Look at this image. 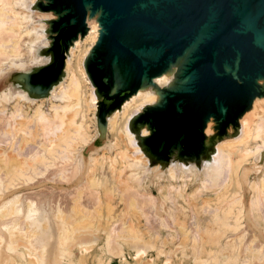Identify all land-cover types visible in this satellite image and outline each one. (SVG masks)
<instances>
[{
	"label": "bare ground",
	"instance_id": "1",
	"mask_svg": "<svg viewBox=\"0 0 264 264\" xmlns=\"http://www.w3.org/2000/svg\"><path fill=\"white\" fill-rule=\"evenodd\" d=\"M48 3L49 0H0V62L6 64L9 57L19 60L25 55L24 48H27L30 53L34 48L33 45L39 41L42 42V54L38 55L37 61L39 62L37 64L31 65L29 69L8 70L0 79L10 77L8 75L14 72H23L27 76L31 74V78H33L32 71L34 69H39L51 58L53 62L57 59L54 49L56 47L55 42L53 43V49L47 52L44 50L51 44V40L48 39L49 34L51 33V36H54L57 33L54 21L61 15L60 12L54 9H48ZM28 11L35 13L40 22L27 27ZM98 17L99 13L93 17L89 13L87 33L85 35L79 34L71 42L67 50L64 68L51 83L46 82L48 81V79L44 78L46 75L43 76L42 74V76L38 75L37 77L36 73L34 77L43 78V80L38 79L39 83L37 85L27 83V81H11L9 85L0 90L1 92L10 87L11 91H16L15 94L28 96L33 102L37 101L34 112L27 117H25L21 106L15 105V110L8 117L6 126L0 131V134L4 136L11 134L23 135V140L31 139V137L37 138V136L42 135L45 141L39 142L41 147H44L52 158L65 161L72 157L77 158L78 145L81 142L90 143L93 139L94 128L92 123H95V119L91 113L95 112L97 137L83 149V155L86 156L87 152L93 151L89 149L95 144L98 136L105 137L104 145L108 143L107 136H109L114 149L111 151L108 148H103V145L101 147L103 148L102 156H99V153L92 155L91 165L87 169V184L92 190L96 204L100 205L105 201L106 207L110 211H112L110 207L112 205L111 201L117 192L120 193L121 200L124 201L126 198L127 182L123 176L126 175V171L130 166L128 157L132 156L135 158L134 163L141 165L140 169L149 168L150 171L153 170L147 175L145 186L148 185V181L151 180L153 182L156 177H174L177 172H188L191 174L198 172L212 176V171L215 172L219 168L222 169L225 174L222 188L215 195L212 194L213 196L211 197L202 198V202L194 204L196 214L198 216L205 215L206 221L204 224L200 222L201 220L199 221L200 218L195 221L193 243L190 250L186 249L185 254L187 256L189 253L195 254L199 244L201 255L194 256L195 261L193 263L189 257L184 256V259L179 264H201L207 255H210L212 251L220 247L222 241L229 233L238 235L239 232H243L244 219L246 217L245 210L249 205L253 219L264 229V169L261 167L263 172L260 185L254 180L249 183L252 194L250 198L246 196L247 186L245 183L250 175L244 172L248 165L253 163L255 165L264 164V162H257L264 152V94L254 99L252 106L240 116L238 125L230 123L231 125L226 130H223L216 126V119L212 117L207 122L202 134L191 135V141L189 139L181 140L169 152L162 141L168 144L175 140L179 136L177 128L170 129L175 125L167 126L165 127L168 129L167 132H163L153 122L146 120L145 115L149 106L163 103L165 88H173L176 85L182 63L181 60L173 64L163 74L154 77L153 82L145 81L137 92L125 99L120 106L115 107V109L106 114L105 128L102 127L100 131L96 110H98V104H101L106 91L102 83H108L109 80L106 79V82L99 81L91 73L90 58L93 57L101 30ZM53 39L55 41V38ZM4 58H7V60H4ZM63 82L65 84L61 85ZM120 82V79L114 82L110 88L111 93L119 89ZM259 83L263 85L264 90V79H260ZM54 91L56 96H62L66 100L61 102L52 98ZM17 100L21 101L19 97ZM46 101H49L50 110L54 112L53 117L49 116L44 109ZM89 119L92 120V123L88 122ZM184 127L185 123L182 121L180 128L183 129ZM155 129L156 133L154 132ZM157 135L160 137V141L157 139ZM13 149L14 155L0 148L2 150L0 151V171L2 168L8 174V179L4 183L3 188L11 187L10 185H13V181L21 176V172L17 170L16 166L23 165L24 159H18L19 156H23L15 148ZM132 151L137 152L132 154ZM109 153H112V155ZM222 153L226 156L224 168H222ZM256 156L258 158L257 161L255 159ZM37 158L39 162H45L47 157L39 155ZM164 158H170L166 165H163L164 161H159ZM51 165L53 168L59 169L60 167H56L54 162ZM62 165L63 167L59 170L60 174L68 166L67 162ZM166 197L168 198L169 196ZM179 206L185 212L190 208L184 204ZM76 207L77 220L70 227L73 231V235H70V237H73L67 243L69 247L68 250L66 249V259L70 263L108 264V261H104L96 254V250H105V245L100 242V239L102 237L101 234H106V236L109 234V230L105 226L106 220L105 222L103 220V223L102 220H99V226H96L93 221H87L89 219L88 215L78 205ZM107 208H105V212L103 211L104 214H101L102 210H104V208H101L100 219L108 220L109 217H112L109 212L107 213ZM130 209H133V212L144 214L146 207L139 206L137 200L132 197L130 199ZM4 213L6 214V211ZM183 213L182 215L179 214V217L184 216ZM169 215L176 216L175 220L181 226L185 236L183 238H187L190 230L186 227V220L180 219L177 213L174 212ZM186 215L188 216V214H185V217ZM197 215H195V218ZM107 223L109 224V220ZM64 228L68 229V226ZM9 234L10 244L14 250L23 246L28 255L33 254L29 241L22 232L9 229ZM118 239L122 245H127L136 251L134 259L137 262L132 264L153 263V260H151L153 258L145 262L143 255L153 250L155 245L144 235V232L137 224H127L126 232L124 234L121 233ZM233 239L242 243L241 235L239 239ZM186 240L183 239L181 247L185 246ZM38 255L40 257V254ZM227 255L228 253H225L224 256ZM39 257L35 256L34 259L29 257V262L31 264H40ZM251 263L263 264L258 258H254Z\"/></svg>",
	"mask_w": 264,
	"mask_h": 264
},
{
	"label": "rangeland",
	"instance_id": "2",
	"mask_svg": "<svg viewBox=\"0 0 264 264\" xmlns=\"http://www.w3.org/2000/svg\"><path fill=\"white\" fill-rule=\"evenodd\" d=\"M27 19V27L40 22L38 16L30 11L27 13ZM53 38L54 36H51L50 33L48 39L51 40V44L44 48L45 52L53 49ZM41 43L42 42L39 41L33 45L34 48L30 53L27 48H24L23 51L25 55L22 56L23 58H19V60L14 57H9L8 60L4 58V60H7V63L3 64L0 62V77L8 70L29 69L31 65L37 64L39 62L37 61V57L42 54ZM53 63V59L51 58L46 64L39 68L41 70L37 68V70L34 69L32 71L33 78H31V74L26 77L23 72H15L10 77L1 78L0 90L9 85L11 81H19V77H25L27 83H34L37 85L39 80H43V78L34 77V74L44 69L48 71L51 70ZM54 74H47L44 78L46 80L48 79V81H45L51 83L53 79L56 78ZM65 82L61 85L65 84ZM55 91L51 96L52 98L61 102L66 100V98L62 96H56ZM15 92L16 91H11L10 87L0 92V131L5 128L8 117L15 110V105L21 106L25 117L30 116L34 112L35 103L37 101L33 102L28 96H19L15 94ZM18 97L21 101L17 100ZM111 104L112 102L107 100H102L101 104H98L96 116L100 125V131L102 127L105 128L106 125L102 109L112 108ZM44 109L49 116H54V112L50 110L49 101L45 102ZM91 115H93L95 119V123H92L91 119L88 120L89 123L93 124V139L90 143L81 142L78 145L79 152L76 154L77 158L72 157L65 161L52 158L51 155L47 153L46 149L41 147L40 143L45 141L42 135L37 136V138L31 137V139L28 138L23 140V135L11 134L9 136H4L0 134V148L3 149V151L6 150L9 153L11 152L10 154L12 155H14L13 148H15L18 153L23 156L21 157L18 155V159H24L23 165L16 166L17 170L21 172V176L13 181V185H10L11 187H6L7 190L3 188V186L8 179V174H6L2 168L0 171V264H31L29 262V257H33L34 259L35 256L39 257L38 254H40V264H89L84 262L70 263L66 259V249L68 250L69 247L67 243L73 237H70V235H73L72 228L70 227H72L77 220V205L88 215L89 219L87 221H93L96 226H99V220H102V223L103 220L104 222L106 220L105 226L109 230V234L108 236H106V234H101L102 237L100 239V242L105 245V250H96V254L104 261H108V264H132L137 262L134 259L136 251L129 248L127 245H122L118 239L121 233L124 234L126 232V225L130 223L137 224L144 232V235L155 245L153 250L143 255V260L145 262L153 258L151 259L153 260V263L151 262L152 264H167L170 262H173L172 264H179L185 256L189 257L193 263L195 257L201 255L200 245L198 244L195 254L189 253L190 255L188 254L187 256L185 251L186 249L190 250L192 246V238L195 235V221L199 218V221L201 220L200 222L203 224L206 221L205 215L202 214L198 216L196 214L194 204L202 202L206 197L215 195V193L222 188L225 181L223 170L219 168L215 170V172L212 171V176L198 172H194L193 174L188 172H177L174 177H156L153 182L150 180L148 181V185L145 186V179L148 178L147 175L153 170L150 171L149 168L140 169L141 165L134 163L135 158L132 156L128 157L130 166L126 171V175L123 176L124 180L127 182L126 198L124 201L121 200L120 193L117 192L111 201L112 205L110 207L112 211H110L106 207L105 201L103 204H96L92 190L87 184V169L91 165L92 155L99 153L98 155L102 156L103 148H108L111 151L114 149V145L111 144L109 136H107L109 141L106 145H104L105 137L98 136L95 144L89 149L93 151L88 150L89 152L87 153L89 154L87 155L86 153V156L83 155V149L90 145L97 137L95 112L93 114L91 113ZM157 139L159 141L161 140L158 135ZM102 146L103 148H101ZM136 152L137 151H132L131 153L136 154ZM109 154L112 155V153ZM39 155L46 156V161L39 162L37 158ZM221 158H223L222 168H224L226 156L222 153ZM169 159L170 158H164L159 161H164L163 165H166ZM255 159L257 161V156ZM53 162L56 163V167L60 166L59 169L53 168L51 165ZM66 162L68 164L67 169L63 170V173L60 174L59 170L63 167L62 164ZM257 162H264V152ZM261 167L264 169V164L260 163V165H255L253 163L252 165H248L244 170L245 173L250 175L245 182L247 186L246 196L248 198L252 196L249 187L250 181L254 180L258 185L261 183V174L263 172ZM80 191L82 192L80 193ZM166 196L169 197L167 198ZM132 197L137 200L139 206L146 207L144 214H139L136 211H134V213L132 211L133 209H130V199ZM119 201H121L120 205ZM180 204L190 207L189 210L186 211L187 213L180 208ZM101 208H104V210ZM105 208L108 210L107 213L109 212L110 216H112L108 219L109 224L107 223V219H104L102 216L101 218L103 219L99 218L101 210V214H104ZM8 210L10 211L8 212ZM4 211H6V214ZM171 212L177 213L178 217L182 215L183 212L188 214L189 218L187 215L185 217L184 213V216L179 217L182 220H186V227L190 230V234H188L189 236H187V238H183L185 236L181 226L177 224L175 215H169ZM195 215H197L196 218ZM245 216L243 232H239L238 235L229 233L222 241L220 247L212 251L210 255H207L201 264H252L251 261L254 258H258L264 264V229L253 219L250 205L247 206L245 210ZM137 221L139 222L137 223ZM65 226H68V229H65ZM9 229L18 230L23 233L24 237L29 241L32 249L31 252L33 253L32 255H28L23 246L16 250L12 248ZM240 235L242 237V243H240L239 240L233 239H239ZM183 239H187L188 241L186 240L185 246L181 247ZM225 253H228V255L224 256Z\"/></svg>",
	"mask_w": 264,
	"mask_h": 264
},
{
	"label": "water",
	"instance_id": "3",
	"mask_svg": "<svg viewBox=\"0 0 264 264\" xmlns=\"http://www.w3.org/2000/svg\"><path fill=\"white\" fill-rule=\"evenodd\" d=\"M47 8L61 13L54 21L56 78L71 42L87 33L89 13H99L90 62L97 80H109L102 83L103 101L112 108L102 109L104 117L182 60L176 85L165 88L163 103L145 115L163 132L177 128L173 143L162 141L169 152L202 134L212 117L223 130L238 125L264 94V0H49ZM117 79L120 87L111 93Z\"/></svg>",
	"mask_w": 264,
	"mask_h": 264
},
{
	"label": "trees",
	"instance_id": "4",
	"mask_svg": "<svg viewBox=\"0 0 264 264\" xmlns=\"http://www.w3.org/2000/svg\"><path fill=\"white\" fill-rule=\"evenodd\" d=\"M40 72V73H39ZM37 74H36V76L38 77V75L39 76H42V74H43V76L44 75H53L54 73H55V68L54 67H52V69L51 70H46V69H44L43 71H39ZM43 72V73H42ZM15 73V72H14ZM13 74V73H12ZM12 74H9L8 76H11ZM25 76L27 77V74H25ZM19 81H26V79H25V77L23 78V77H19Z\"/></svg>",
	"mask_w": 264,
	"mask_h": 264
}]
</instances>
